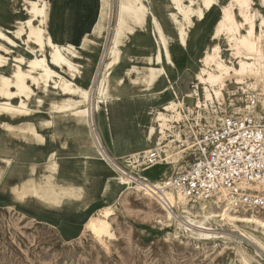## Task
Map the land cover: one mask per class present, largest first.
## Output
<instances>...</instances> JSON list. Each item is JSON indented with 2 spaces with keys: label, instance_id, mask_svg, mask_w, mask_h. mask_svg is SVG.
I'll list each match as a JSON object with an SVG mask.
<instances>
[{
  "label": "bare ground",
  "instance_id": "bare-ground-1",
  "mask_svg": "<svg viewBox=\"0 0 264 264\" xmlns=\"http://www.w3.org/2000/svg\"><path fill=\"white\" fill-rule=\"evenodd\" d=\"M19 2L24 16L15 10L16 15L9 26H4L0 21V191L6 190L16 204L61 215H69L88 204L90 196L84 185L88 174L82 182L76 179L74 172L60 174L55 161L56 152H47L50 144L57 142L61 135L62 130L57 126L56 119H65L69 126H64V129H71L70 133L76 140V152L82 156L85 165L99 177L109 173L103 177L106 189L112 187L114 190L122 185L127 189L142 191L160 204L167 219L174 218L175 224L181 227L194 224L207 228L204 221L219 218L229 224L239 222L264 230V219L254 210L248 213V210L242 209L244 212H240V209L229 208L221 196L191 203L181 195L175 196L163 190L161 180L168 178L169 173L168 169L160 173L159 164L162 161L145 168L148 174L156 176L154 179L141 173L124 176L101 150L91 124V109L101 115L107 97H110L107 81L120 59L118 46L125 31H132L133 26L142 27L149 21L153 34L158 36L155 38L156 52L143 57L146 64L124 68L133 84L140 85L143 90H152L162 77H167L165 64L175 67L167 37L144 0H116L113 9L112 0H98L97 19L90 35L99 37L103 33L108 34L111 29V46L107 49L109 60L104 63L99 79L90 69L92 50L97 45L94 38L85 36L81 42L82 50L70 44H55L46 32L48 1ZM172 6L178 12L170 14L176 42L183 48L187 47L194 21L202 22L214 8L220 9L211 34V39L218 41L206 44L198 59V70L194 73L198 84H202L205 103H212L215 98L219 104H223L225 91H232L234 95L235 89H229V83L241 85L242 90L264 93V0H225L223 4L219 0H172ZM224 51L228 52L229 57L223 55ZM131 73H134V77L130 78ZM76 80L89 82L83 86ZM121 81L122 78H118L116 83ZM170 87H164L162 92ZM92 90L97 97L91 105ZM191 94L197 95V90H192ZM44 98L48 101L46 111L49 118L40 115ZM197 103L201 107V101ZM182 108L181 100L169 99L155 113L156 127L150 126L147 132V140L157 137L154 150L165 154L167 164L178 160L176 154L170 161L166 147L174 140H182L180 132L173 126V123L186 117L182 114ZM170 136L172 140L168 139ZM60 144L61 147L67 146L65 141ZM151 149L148 146L143 153L147 154ZM41 153L44 158L40 157ZM132 155L136 159V155ZM174 209L186 215L187 221L180 220ZM110 215L111 209L102 207L96 216L86 221L85 228L98 241L103 242L114 236L108 222ZM246 233L264 250L260 233ZM204 235L210 236L208 233Z\"/></svg>",
  "mask_w": 264,
  "mask_h": 264
},
{
  "label": "rangeland",
  "instance_id": "rangeland-1",
  "mask_svg": "<svg viewBox=\"0 0 264 264\" xmlns=\"http://www.w3.org/2000/svg\"><path fill=\"white\" fill-rule=\"evenodd\" d=\"M219 2L223 4L225 0ZM115 3L116 0H112V9ZM169 3L170 0H144V4L157 17L167 37L175 67L165 64L167 77H162L152 90H143L140 85L133 84L125 74L124 68L146 64L143 57L156 52L155 38L158 37L156 33L153 34L149 21L142 27L133 26L132 31L126 30L121 37L122 43L118 46L120 59L114 65L115 68L107 81L110 97H107L102 114L98 115L91 109L95 138L107 159L122 175L125 174L124 176L141 173L153 177L152 179L156 178L145 170L147 163L144 162L143 151L148 149V146L152 149L156 147L157 137L154 136L151 142H148L146 134L150 126L156 127L153 121L155 113L160 111L169 99L181 100L182 114L186 115L182 121L173 123L182 140H174L168 148L166 147L170 161H173L172 157L176 154L178 160L167 164L164 161L165 154H160L163 156L159 164L160 173L168 169L170 176L190 158L183 156L189 150L192 138L190 130L191 127L194 128L198 118L204 116L214 120L216 113L224 110L236 111L243 93L249 91L242 90L241 85L227 81L228 88L235 89V94L225 91L223 104H219L215 98L212 103H205L202 84H198L194 73L198 70V59L206 44L218 41L211 39L218 10H212L202 22L194 21L187 47L183 48L176 42L168 12ZM15 10L24 16L19 0H0V21L4 26H9V22L16 15ZM110 25L112 27V21ZM89 37L97 42L92 50L90 69L96 74L95 78L99 79L104 63L109 60L111 29L108 34ZM220 42L222 44L223 40ZM223 55L229 57L226 51ZM131 77H134V73L130 74ZM118 78H122V81L117 84ZM76 82L85 86L89 81ZM169 86L171 87L168 91L162 92L164 87ZM192 90H197V95L191 96ZM96 97V92L92 90L91 105L96 101ZM46 100L47 98L43 99L40 115L49 118ZM198 100L201 101V107L198 106ZM56 120L57 126L62 130L61 135L56 139L57 142L50 144L47 152H56L55 161L60 174L74 172L80 182L88 174V180L84 184L88 189L87 195L90 196L88 204L69 215H61L58 212L37 211L30 206L16 204L6 190L0 191V264H264V250L246 233H260L264 242V230L260 228L239 222L229 224L219 218L204 221L207 228H199L194 224L181 227L175 224L174 218L167 219L160 204L144 195L142 191L127 189L122 185L114 190L112 187L106 189L103 177L109 173L99 177L86 166L82 156L76 152V140L70 133L71 129H64V126H69L67 121ZM168 139L172 140L173 137ZM63 141L68 147H61L60 143ZM132 154L136 155V159H133ZM40 157L44 158V154L41 153ZM102 207L111 209L108 222L114 235L103 242L94 238L85 228L86 221L96 216ZM174 210L175 215L181 217L180 220L187 221L186 215L180 214L177 209ZM254 211L264 219V208ZM205 233L210 236H205Z\"/></svg>",
  "mask_w": 264,
  "mask_h": 264
},
{
  "label": "built area",
  "instance_id": "built-area-1",
  "mask_svg": "<svg viewBox=\"0 0 264 264\" xmlns=\"http://www.w3.org/2000/svg\"><path fill=\"white\" fill-rule=\"evenodd\" d=\"M215 115L191 127L183 156L190 158L161 180L162 189L191 203L221 196L232 209L264 208V93L246 91L236 111ZM159 155L151 149L144 162L162 161Z\"/></svg>",
  "mask_w": 264,
  "mask_h": 264
},
{
  "label": "crops",
  "instance_id": "crops-1",
  "mask_svg": "<svg viewBox=\"0 0 264 264\" xmlns=\"http://www.w3.org/2000/svg\"><path fill=\"white\" fill-rule=\"evenodd\" d=\"M48 4L46 32L51 41L58 45L70 44L77 50H82V39L91 34L92 25L97 19L98 0H49ZM168 8H170L168 10L170 19L171 13L178 14L172 6V0ZM214 9L218 12L220 10L218 7ZM172 28L176 34L173 24ZM151 140L147 141L151 142Z\"/></svg>",
  "mask_w": 264,
  "mask_h": 264
}]
</instances>
